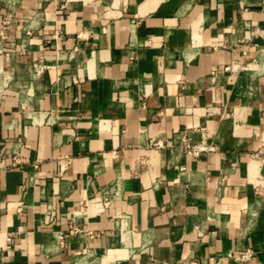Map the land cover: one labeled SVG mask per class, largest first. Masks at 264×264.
Masks as SVG:
<instances>
[{
    "label": "crops",
    "instance_id": "1",
    "mask_svg": "<svg viewBox=\"0 0 264 264\" xmlns=\"http://www.w3.org/2000/svg\"><path fill=\"white\" fill-rule=\"evenodd\" d=\"M0 163V264H264V0H0Z\"/></svg>",
    "mask_w": 264,
    "mask_h": 264
},
{
    "label": "built area",
    "instance_id": "2",
    "mask_svg": "<svg viewBox=\"0 0 264 264\" xmlns=\"http://www.w3.org/2000/svg\"><path fill=\"white\" fill-rule=\"evenodd\" d=\"M155 147H164L165 144L163 140H157L153 143ZM183 148L193 154V155H201L204 152L211 151L213 147H210L208 145H204L202 143L197 144H191L189 142H185L183 145ZM2 167V164L0 163V168ZM255 254V251L251 248H247L244 252H242L240 255L235 257V264H246V262Z\"/></svg>",
    "mask_w": 264,
    "mask_h": 264
}]
</instances>
